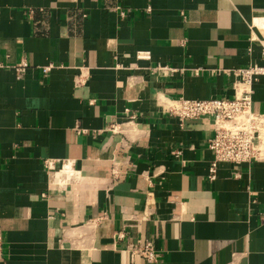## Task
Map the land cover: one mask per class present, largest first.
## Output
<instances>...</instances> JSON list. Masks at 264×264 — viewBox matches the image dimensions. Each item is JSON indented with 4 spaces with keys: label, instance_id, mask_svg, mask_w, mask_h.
Wrapping results in <instances>:
<instances>
[{
    "label": "crops",
    "instance_id": "0c3cea01",
    "mask_svg": "<svg viewBox=\"0 0 264 264\" xmlns=\"http://www.w3.org/2000/svg\"><path fill=\"white\" fill-rule=\"evenodd\" d=\"M252 63L264 0H0V264H264V139L209 178L213 118L165 102Z\"/></svg>",
    "mask_w": 264,
    "mask_h": 264
},
{
    "label": "built area",
    "instance_id": "2783aa9c",
    "mask_svg": "<svg viewBox=\"0 0 264 264\" xmlns=\"http://www.w3.org/2000/svg\"><path fill=\"white\" fill-rule=\"evenodd\" d=\"M138 58H149V50H137ZM27 66V61L19 60L14 70L19 76ZM165 68V66H161ZM239 85L237 92L231 96L208 98H168L165 102L167 110L181 119L199 115H210L214 122V132L208 139V146L213 150V159L208 166V177L214 178L217 164L220 161L249 162L261 157V142L264 139V111L255 112L251 109V82L258 75L264 74V64L252 63L232 70ZM131 118L134 115H130ZM114 126H112L113 128ZM58 160L45 158L48 169H55ZM118 236H122L118 232ZM126 247L132 254L140 253L148 261L156 259V249L149 239L128 240Z\"/></svg>",
    "mask_w": 264,
    "mask_h": 264
}]
</instances>
